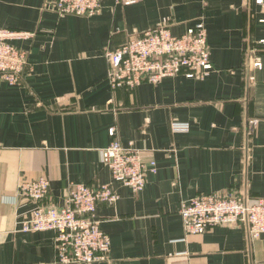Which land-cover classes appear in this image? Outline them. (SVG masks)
I'll return each instance as SVG.
<instances>
[{
    "label": "crops",
    "instance_id": "obj_1",
    "mask_svg": "<svg viewBox=\"0 0 264 264\" xmlns=\"http://www.w3.org/2000/svg\"><path fill=\"white\" fill-rule=\"evenodd\" d=\"M55 0H0V28L27 52L17 84L0 82V264H55L52 231L22 232L34 203L21 179L45 176L44 204L60 206L67 187L111 184L101 203L110 238L93 264H264V234L244 224L186 233L182 200L232 190L264 197V8L255 0H103L92 16L54 12ZM206 28L212 69L200 78L111 90L105 53L166 25L175 35ZM260 66L255 67L254 63ZM172 122L187 123L173 131ZM116 128L123 146L156 163L139 192L116 183L100 159Z\"/></svg>",
    "mask_w": 264,
    "mask_h": 264
},
{
    "label": "built area",
    "instance_id": "obj_2",
    "mask_svg": "<svg viewBox=\"0 0 264 264\" xmlns=\"http://www.w3.org/2000/svg\"><path fill=\"white\" fill-rule=\"evenodd\" d=\"M103 0H55L54 12L59 16H92L99 12ZM133 3L136 0H123ZM264 8V0H255ZM17 32L0 28V82L17 84L27 67V52L13 43ZM264 43V39L260 40ZM108 61L106 80L111 90L133 89L141 82L156 84L161 79L183 75L200 78L212 69L206 28L202 21L179 35L166 25L155 26L130 37L119 47L105 53ZM255 67L260 63L255 62ZM187 123L172 122L173 131H187ZM108 146L100 149L101 162L108 167L114 182L141 191L146 174L155 173L156 163L144 160L142 151L123 146L116 128L108 131ZM50 182L41 175L19 181L18 195L35 205L30 215L20 222L22 232L55 233V264H93L106 259L110 238L101 228L98 206L114 203L118 194L111 184L96 188L82 183L67 187L60 206L44 204ZM179 214L186 233L200 234L220 225L244 224L249 238L264 234V197L251 200L232 190L199 194L180 203Z\"/></svg>",
    "mask_w": 264,
    "mask_h": 264
}]
</instances>
